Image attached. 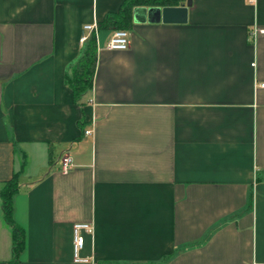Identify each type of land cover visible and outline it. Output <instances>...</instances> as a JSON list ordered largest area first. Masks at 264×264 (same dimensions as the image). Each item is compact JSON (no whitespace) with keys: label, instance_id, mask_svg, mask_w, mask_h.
I'll list each match as a JSON object with an SVG mask.
<instances>
[{"label":"crops","instance_id":"obj_1","mask_svg":"<svg viewBox=\"0 0 264 264\" xmlns=\"http://www.w3.org/2000/svg\"><path fill=\"white\" fill-rule=\"evenodd\" d=\"M121 1L0 0V189L24 164L21 264H264V0H192L187 22L134 21L127 49L98 30L75 101L84 25ZM12 254L0 197V264Z\"/></svg>","mask_w":264,"mask_h":264},{"label":"trees","instance_id":"obj_2","mask_svg":"<svg viewBox=\"0 0 264 264\" xmlns=\"http://www.w3.org/2000/svg\"><path fill=\"white\" fill-rule=\"evenodd\" d=\"M187 0H122L119 6L109 10L101 19H97L98 30L101 29H126L129 30L133 23L135 7L144 6H176ZM98 38L91 32L81 48V55L77 59L73 75L66 77V82L73 90L74 100L79 98L92 86L97 62ZM22 167L7 179L0 189L1 206L4 220L10 225L12 233V258L7 264H21V254L25 248V229L16 222L13 212L15 194L20 189V174ZM251 198V196H250Z\"/></svg>","mask_w":264,"mask_h":264},{"label":"built area","instance_id":"obj_3","mask_svg":"<svg viewBox=\"0 0 264 264\" xmlns=\"http://www.w3.org/2000/svg\"><path fill=\"white\" fill-rule=\"evenodd\" d=\"M84 30L87 31L81 36V42H85L87 38L89 37L91 32H95L96 36L98 37V25H97V19H94L93 22L87 23L84 25ZM263 29H260L256 27L254 29V34L257 32H263ZM130 32L126 29H117L114 30L112 35L110 36L108 42H107V48L109 49H127L130 45ZM264 85V83H262ZM87 134L92 133V128L87 129L85 131ZM60 160V170L64 173L69 172L74 163L72 156L68 153H64L59 157ZM93 226L89 223L84 222H77L73 225V232H74V259L75 261H87L88 258L82 257L80 255V250L84 246L85 236L84 232L92 231Z\"/></svg>","mask_w":264,"mask_h":264},{"label":"water","instance_id":"obj_4","mask_svg":"<svg viewBox=\"0 0 264 264\" xmlns=\"http://www.w3.org/2000/svg\"><path fill=\"white\" fill-rule=\"evenodd\" d=\"M191 5L192 0H187L184 5L176 6H138L134 8L133 20L135 22L184 23L188 20V10Z\"/></svg>","mask_w":264,"mask_h":264}]
</instances>
